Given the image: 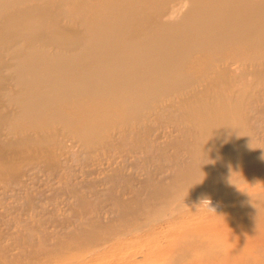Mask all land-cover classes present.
<instances>
[{"label": "bare ground", "instance_id": "bare-ground-1", "mask_svg": "<svg viewBox=\"0 0 264 264\" xmlns=\"http://www.w3.org/2000/svg\"><path fill=\"white\" fill-rule=\"evenodd\" d=\"M162 137L172 184L114 227L16 236L13 264H99L155 224L158 264H264V0H0V186Z\"/></svg>", "mask_w": 264, "mask_h": 264}, {"label": "rangeland", "instance_id": "rangeland-1", "mask_svg": "<svg viewBox=\"0 0 264 264\" xmlns=\"http://www.w3.org/2000/svg\"><path fill=\"white\" fill-rule=\"evenodd\" d=\"M169 141L171 139L165 140L163 137L153 139L152 146L137 155L94 159L85 157L68 144L67 152L72 155L67 162V185L66 182L59 186L43 174L31 177L32 181L28 184L0 186V251L4 252L8 264L28 257V253H19L15 245L16 236L23 242L31 236L34 242L46 240L50 246H54L61 238L84 230L85 226L91 229L114 227L123 224V218H132L130 214L136 208L149 202L150 193L163 190L172 184L177 175L178 165L174 163L177 158ZM150 182L153 183L152 187L147 186ZM85 211L87 215H84ZM187 215L178 214L176 219L181 222ZM161 227L155 224L149 230L137 232L139 235L129 234L131 230H127L124 233L127 234L124 252L118 251L120 253L117 252L116 257L108 253L99 264H117L120 262L117 260L124 261V257L137 256L141 260L137 264H158V252L164 250L172 238L170 234L159 236V247L146 240L148 231L163 233ZM142 232L145 233L142 235ZM68 264L80 263L75 260ZM122 264H129V261Z\"/></svg>", "mask_w": 264, "mask_h": 264}, {"label": "clouds", "instance_id": "clouds-1", "mask_svg": "<svg viewBox=\"0 0 264 264\" xmlns=\"http://www.w3.org/2000/svg\"><path fill=\"white\" fill-rule=\"evenodd\" d=\"M204 201H208V200H207V199H205ZM204 201H203V202H204ZM209 208H210V207H209ZM210 209L214 210L213 208H210ZM214 211H215V210H214Z\"/></svg>", "mask_w": 264, "mask_h": 264}]
</instances>
